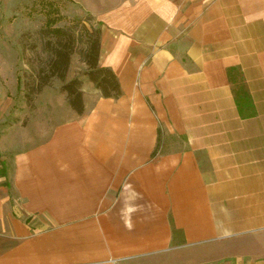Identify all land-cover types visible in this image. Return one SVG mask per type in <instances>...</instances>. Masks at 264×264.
<instances>
[{
    "label": "crops",
    "instance_id": "1",
    "mask_svg": "<svg viewBox=\"0 0 264 264\" xmlns=\"http://www.w3.org/2000/svg\"><path fill=\"white\" fill-rule=\"evenodd\" d=\"M69 10L121 94L0 140V264H264V0Z\"/></svg>",
    "mask_w": 264,
    "mask_h": 264
},
{
    "label": "rangeland",
    "instance_id": "2",
    "mask_svg": "<svg viewBox=\"0 0 264 264\" xmlns=\"http://www.w3.org/2000/svg\"><path fill=\"white\" fill-rule=\"evenodd\" d=\"M69 11V0H0V140L8 135L19 140L22 131L50 125L52 116L62 111L57 80L45 87L30 106L25 99L24 76L30 72L26 60L36 64L40 33L46 28L70 27L80 20ZM32 45H37V50H31ZM7 244L8 239L0 236V251Z\"/></svg>",
    "mask_w": 264,
    "mask_h": 264
},
{
    "label": "trees",
    "instance_id": "3",
    "mask_svg": "<svg viewBox=\"0 0 264 264\" xmlns=\"http://www.w3.org/2000/svg\"><path fill=\"white\" fill-rule=\"evenodd\" d=\"M90 24L88 27L86 24ZM91 16L78 20L70 27L46 28L40 33V53L34 60H26L30 72L25 73V99L28 105L54 80L62 82L61 91L66 93L69 106L78 114L84 112L82 80L67 79L74 54L85 63V75L105 97H118L121 88L116 74L99 65L100 29ZM32 45L31 50H37Z\"/></svg>",
    "mask_w": 264,
    "mask_h": 264
}]
</instances>
